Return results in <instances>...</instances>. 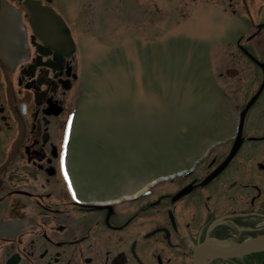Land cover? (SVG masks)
I'll list each match as a JSON object with an SVG mask.
<instances>
[{
	"label": "flooded vegetation",
	"instance_id": "obj_1",
	"mask_svg": "<svg viewBox=\"0 0 264 264\" xmlns=\"http://www.w3.org/2000/svg\"><path fill=\"white\" fill-rule=\"evenodd\" d=\"M25 1L0 0V264H264L260 244L218 254L264 235V67L251 58L261 82L239 111L260 93L224 167L236 135L132 166L77 133L86 54L74 29H88L87 10L41 0L70 29L73 45L57 48Z\"/></svg>",
	"mask_w": 264,
	"mask_h": 264
},
{
	"label": "rangeland",
	"instance_id": "obj_2",
	"mask_svg": "<svg viewBox=\"0 0 264 264\" xmlns=\"http://www.w3.org/2000/svg\"><path fill=\"white\" fill-rule=\"evenodd\" d=\"M82 8L78 134L102 135L104 150L132 166L189 140L207 149L235 137L239 110L261 82L251 58L264 64V0H71L66 11Z\"/></svg>",
	"mask_w": 264,
	"mask_h": 264
},
{
	"label": "water",
	"instance_id": "obj_3",
	"mask_svg": "<svg viewBox=\"0 0 264 264\" xmlns=\"http://www.w3.org/2000/svg\"><path fill=\"white\" fill-rule=\"evenodd\" d=\"M25 3L27 7L32 11L31 24L37 32H42L45 35V38H49L51 42L54 44V46L57 48L64 47L66 43H68L69 46L73 45V38L70 29L67 27L62 16L59 15L52 7L48 5H43L41 0H26ZM263 26L264 23L260 25V27ZM253 59L257 61L256 57H253ZM261 65L264 66L263 63H261ZM227 74L229 76H234L238 74V70L235 68H230L227 70ZM263 87H264V83L262 84L260 91L262 90ZM260 91L252 98V100L248 103L246 108L241 112L237 138L235 140L230 155L228 156L226 161L222 164L221 168L224 167L228 162H230V160L233 158L237 150L240 148V145L243 140L242 133H243L244 119L246 112L248 108L255 102ZM217 172H219V170ZM262 242H264V235L252 239L247 243L243 244L236 252L223 251V252H219L218 254L225 256H234V255L249 253L251 251L256 250L255 246Z\"/></svg>",
	"mask_w": 264,
	"mask_h": 264
},
{
	"label": "bare ground",
	"instance_id": "obj_4",
	"mask_svg": "<svg viewBox=\"0 0 264 264\" xmlns=\"http://www.w3.org/2000/svg\"><path fill=\"white\" fill-rule=\"evenodd\" d=\"M54 9V8H53ZM55 10V9H54ZM56 11V10H55ZM261 246H264V242L260 243Z\"/></svg>",
	"mask_w": 264,
	"mask_h": 264
}]
</instances>
